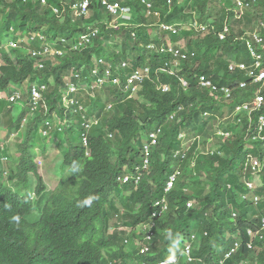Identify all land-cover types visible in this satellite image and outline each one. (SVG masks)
<instances>
[{"label":"trees","instance_id":"trees-1","mask_svg":"<svg viewBox=\"0 0 264 264\" xmlns=\"http://www.w3.org/2000/svg\"><path fill=\"white\" fill-rule=\"evenodd\" d=\"M81 1L0 0V128L17 142L11 152L0 140V264H264V106L250 116L236 113L258 86L248 76L252 68L228 70L253 62L246 40L255 33L264 68V0H106L129 8V20L111 15L100 0L76 15ZM88 29L97 36L75 50ZM42 44L61 55L33 57ZM169 47L185 55L177 67ZM99 59L119 80L103 88L107 102L91 96ZM145 68L132 93L128 78ZM200 77L231 96L201 88ZM68 80L92 84L88 103L77 94L75 104L63 105ZM34 85L46 87L36 105ZM14 93V102L1 98ZM59 118L65 125L51 131L62 152L60 177L48 193L37 165L46 151L36 139L45 121ZM152 132L157 143L143 169ZM125 176L138 181L123 182ZM34 211L37 219L29 221ZM154 213L149 252L140 254L142 235L134 230Z\"/></svg>","mask_w":264,"mask_h":264},{"label":"built area","instance_id":"built-area-1","mask_svg":"<svg viewBox=\"0 0 264 264\" xmlns=\"http://www.w3.org/2000/svg\"><path fill=\"white\" fill-rule=\"evenodd\" d=\"M102 2L103 5L106 6L108 12L115 16L117 19H122V20H129L130 18V11L129 8H124V7H120L118 4L116 3H108V1L106 0H100ZM88 6H89V0H82L80 2V4H78V6H75V10H76V15H87L88 14ZM149 6V5H148ZM238 6L242 7L241 3H238ZM197 26L196 22H193L192 24L188 25V26ZM162 30H168V31H172L173 33H176V29L173 27H167V26H162L161 28ZM202 30H204V28L202 27ZM226 31V29H225ZM98 34V30L97 29H93L90 30L88 29V33L83 35L80 40L78 41V43L76 44V46H74V49L76 50L78 47L82 46V45H87L88 43L91 42V40L96 37ZM43 38H40V41H42ZM220 39H223V35H220ZM261 38L255 33L252 35V37L248 40H246V45L247 48L249 50V53L253 59V62L250 65H247L245 63H239V64H230L228 66V70L230 72H232L235 69H240V70H245L248 71L246 69L248 68H252L251 71H248V76L249 78H251V83L255 86H258V90L253 98V100L251 102H247L244 104H241V106L237 107L235 109L236 113H246L248 116H250L253 112L259 110L262 106H264V68H261V65L263 63L262 61V57L261 55H259L256 52V44H260ZM17 44L14 42H11L9 44V48H16ZM41 48L43 49V53L41 51H34L32 52V56L33 57H38L41 56L43 54L45 55H50L52 57L55 56H60L61 55V51L57 50L56 48L51 47L48 44H42ZM161 53L166 51V48H162L160 49ZM168 52L172 53L174 58H175V63L174 66L177 67L178 66V60L179 58H185L184 54H180L179 50L174 51L172 49V47H169V49H167ZM97 65L98 67L102 68L100 70H96L95 67L91 70L93 76L96 78L97 83L95 85L92 86V90L94 91L95 89H103L106 87L107 84H109L110 82H112L113 85H118L119 84V80L117 78H113L112 79V72H111V67L109 65H107L103 59H99L97 60ZM122 67H125L126 64L123 63L121 65ZM41 67V65H40ZM148 69H137L127 80V89H131L132 93H135L138 89V85L144 80L145 77H147L148 75ZM99 73H103L104 77H98ZM170 74H173V71H169ZM73 78L75 80L79 79V75L75 74L72 75ZM72 78V79H73ZM180 82L182 84L183 87H186V83L183 79H180ZM245 83H240V87L244 88L245 87ZM65 90L62 94V103L64 106L69 107L73 104L76 103L75 101V96L77 94H79V92L81 90H85L86 86L81 85L79 82H72L71 80L66 81L65 84ZM199 86L201 88H210L211 92H213L214 94H222L225 98H229L231 96V90L229 88L223 87V88H217L215 85H213L209 80H206L204 77H200L199 78ZM46 90V87L44 85L41 86H32L31 87V103L36 105L38 102H40L42 100V94L43 92ZM164 91H167V87H163ZM19 97L17 94H12L11 96L7 97V99L11 102H14L15 100H17ZM110 108V105L108 106V109ZM32 109H34V107H32ZM79 110H81V106L78 107ZM47 125V128L50 129V123L48 121L44 122ZM65 123V121H64ZM90 125L91 124H87L86 125V129L87 131L90 129ZM57 126H54L52 128H55ZM264 128V118L260 117L259 118V132L262 131V129ZM58 130H60V128H58ZM44 132V136L48 135L47 132H49L47 129L43 130ZM158 132V131H157ZM157 132H152L149 134V142L147 144L144 145V160H143V169H146L149 165V160L148 157L150 155V151L151 149L156 145L157 143ZM218 135L220 136H227L228 134H221L219 133ZM85 138L86 136H83V143L85 144ZM262 142H263V146H264V137H262ZM251 168L253 170H257L259 168V162L257 160L254 159H249ZM177 175V172L171 176L168 180V182L166 183V188H165V192L170 191V189L173 186L175 177ZM130 180H134L136 183L138 181L137 178L134 177H129V176H125L123 179V182H128ZM252 183H247V186L250 190H253L254 188H252ZM257 201V199L255 200ZM158 205V204H156ZM166 211V206L162 207V210L160 212V214H162L163 212ZM156 213H154V215L152 216V219H150L148 222L138 226L137 228H135V232L139 233L142 235V245L140 248V254H146L149 252V247H148V243L151 241L152 239V229L155 226V223L153 221V219L155 218ZM262 227L264 229V220L262 221ZM250 233V232H249ZM238 247V244H235V248ZM234 251V250H233ZM232 251V252H233ZM184 257L186 258L187 262L191 261V246L187 245L184 249L183 252ZM169 264H174L175 260H171L170 262H168ZM118 264H122V263H118ZM162 264H167L162 263Z\"/></svg>","mask_w":264,"mask_h":264},{"label":"rangeland","instance_id":"rangeland-1","mask_svg":"<svg viewBox=\"0 0 264 264\" xmlns=\"http://www.w3.org/2000/svg\"><path fill=\"white\" fill-rule=\"evenodd\" d=\"M4 40H6V39H4ZM180 46L183 47L184 42H180ZM94 67L96 70L102 69V68L98 67L96 62L94 63ZM90 74L93 77L92 72H90ZM98 77L103 78L104 77L103 73H99ZM85 86H86V88H91L92 84L90 82H86ZM94 95H96V99L94 97L93 100L95 99L96 101L100 100L103 102H107V100L105 98L106 92L104 91V89H95L93 94H91V96H94ZM78 96L82 100L85 99L86 100L85 103H88L89 93L87 90H84V89L81 90L79 92ZM6 97H7V95L6 96L4 94L1 95V98H6ZM25 100H26L25 98L22 100V105L25 103ZM19 106L22 107L21 105H19ZM18 109H19V107L17 106L14 110L13 114L15 116L18 113ZM231 116H234V115H231ZM222 117H223L222 120H224V118H226L225 115L220 116V118H222ZM56 121L58 122L59 126H61V125H65L64 121H66V120L65 119L60 120V118H59L58 120L56 119ZM72 122H74V121H72ZM49 123H50V129L47 128V130L49 131V132H47V134H48L47 136H49V137H45L43 130H40L38 132V138L36 139L37 146L40 149H43L46 151L44 157L46 156L47 159L44 160V157L42 158V157L38 156L39 159H37L38 160L37 165H38V173H39L40 177L42 178L43 183L45 184V187H46V192H48V193L51 192L55 188V186L58 182V178L60 177L59 163H60V158L62 157V152H60V147L57 149L54 146L55 141L51 137L53 135L52 131H51L52 127H53V122L49 121ZM0 129H1L0 140L3 141L4 144L5 143L8 144V146L10 147L9 151L14 152L15 151V143H17L16 139L14 138V135H12V137H9V135H7L8 134L7 131L4 128L1 127ZM1 141H0V143H1ZM185 146H187V144ZM56 160H57V162H56ZM254 180L252 182H254V184H255ZM30 181H31V186L33 187L36 184V179H34V177L32 176ZM251 185H252V188H254V185L253 184H251ZM32 196H33V194H32ZM118 208L120 209L121 207L118 206ZM35 214H36V212L34 211V214H31V216L28 218V220L29 221H35L37 219ZM117 221H118V217L116 216L115 219L112 221L111 225H113L114 223H117Z\"/></svg>","mask_w":264,"mask_h":264},{"label":"clouds","instance_id":"clouds-1","mask_svg":"<svg viewBox=\"0 0 264 264\" xmlns=\"http://www.w3.org/2000/svg\"><path fill=\"white\" fill-rule=\"evenodd\" d=\"M34 86H35V85H34ZM6 99H7V97H6ZM54 124H58V122L56 121V119L53 121V125H54ZM58 125H59V124H58ZM58 125H54V126H58ZM55 128H57V127H55ZM52 129H54V128H52ZM43 137H44V136H43ZM45 137H49V136L46 135ZM51 137H53V135H52ZM54 141H57L56 138H54Z\"/></svg>","mask_w":264,"mask_h":264}]
</instances>
